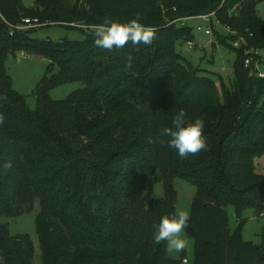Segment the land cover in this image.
<instances>
[{"label": "trees", "instance_id": "1", "mask_svg": "<svg viewBox=\"0 0 264 264\" xmlns=\"http://www.w3.org/2000/svg\"><path fill=\"white\" fill-rule=\"evenodd\" d=\"M24 1L0 0V97H7L0 102V218L14 220L25 205L39 203L43 264H178L166 241L154 242L153 226L175 213V181L183 180L196 188L188 225L195 264H264V233L261 245L245 242L227 213L232 206L237 215L264 214V176L255 170L264 155V78L251 74L264 50L261 0H36L30 8ZM137 13L155 31L151 45L129 42L111 52L95 46L91 25L106 16L127 22ZM211 14L232 34L217 35L236 54L228 82L180 51L195 37L190 21L178 20ZM26 19L44 26L18 29ZM52 27L79 31L83 39L37 37ZM11 55L58 69L38 84L34 111L13 89ZM249 57L254 62L246 68ZM75 82L84 88L67 99L49 96ZM181 108L189 122L205 121L207 149L187 158L166 142H148L172 126ZM160 182L161 199L154 194ZM0 228L6 236L0 264H34L30 238Z\"/></svg>", "mask_w": 264, "mask_h": 264}, {"label": "rangeland", "instance_id": "2", "mask_svg": "<svg viewBox=\"0 0 264 264\" xmlns=\"http://www.w3.org/2000/svg\"><path fill=\"white\" fill-rule=\"evenodd\" d=\"M36 0H25L24 5L30 8L34 5ZM258 13L262 20H264V0H261L258 5ZM190 24L193 27L194 33V49H188L185 45L180 47L182 55L195 67L214 72L220 75L226 82L233 78V66L236 61V54L228 48L217 43L218 34H226L227 38L232 34L222 28L216 21L215 17L209 20L198 18H191ZM197 27L203 29H212V36H206L204 31L199 32ZM40 40L51 39L54 42H59L63 39L67 40H82L83 36L79 31L69 30L62 27L45 28L39 31L38 36ZM236 41L232 42L233 47ZM215 44V47H214ZM236 48V47H235ZM239 46L237 49H241ZM261 57V63L256 62V68L264 72V50L258 51ZM7 74L13 81V89L20 95L26 98L28 107L34 111L37 107L36 89L38 84L44 77H50L56 74L58 69L49 68V63L41 58L28 57L25 55L9 56L6 63ZM84 88L80 82L66 84L58 88L52 89L49 96L55 101H63L71 94ZM255 170L259 175L264 176V155L255 160ZM175 188L178 195L176 212L179 210H187L190 215L193 209V203L196 196V188L183 180L175 181ZM154 194L157 198L164 197L163 184L157 183L154 187ZM264 204V197H263ZM40 211L39 203L37 202L28 213H24L14 220L0 218V225H8V233L11 237L27 236L35 248L34 264H43L41 259V248L39 238L36 231V219ZM229 226L233 231H240L242 239L245 242H251L257 245L263 243L264 233V214H259L254 209H247L242 212V215H237L234 207L227 208ZM185 231L181 233L182 238L186 239L188 246L182 252H169L168 256L178 261V264H195V244L196 239L190 236ZM187 260V263H182V258Z\"/></svg>", "mask_w": 264, "mask_h": 264}, {"label": "clouds", "instance_id": "3", "mask_svg": "<svg viewBox=\"0 0 264 264\" xmlns=\"http://www.w3.org/2000/svg\"><path fill=\"white\" fill-rule=\"evenodd\" d=\"M142 14L137 13L136 17L127 22L113 20L111 17H104L101 23L90 26V33L95 37L96 47L111 52L114 48H124L129 42L132 45H151L155 40V31L142 22ZM131 66V57L129 64ZM7 97H0L3 102ZM187 112L181 108L172 118V126L160 130L159 137H149L148 142L154 143L157 140L175 149L181 158L194 156L207 149L206 137L203 134L205 121L203 118H196L189 122ZM4 116L0 114V124H3ZM161 137H167L165 141ZM4 168H10L11 163L5 162ZM190 213L187 210H179L173 215H163L158 224L154 225L153 240L156 244L167 242L169 252H182L188 246L186 239L181 233L189 225Z\"/></svg>", "mask_w": 264, "mask_h": 264}, {"label": "built area", "instance_id": "4", "mask_svg": "<svg viewBox=\"0 0 264 264\" xmlns=\"http://www.w3.org/2000/svg\"><path fill=\"white\" fill-rule=\"evenodd\" d=\"M199 18H200V19H204V20H207V19L209 20L210 18H214V14H211V15H209V16H201V17H199ZM190 20H192V19H187V18H185V19H183V20H178V21H180L179 23H181V25H183V24H185V22L190 21ZM176 22H177V21H176ZM173 24H174V22H173ZM43 26H44V25H42L38 20H30V19H26V20L24 21L23 26L19 27L18 29L41 28V27H43ZM212 29H213V28L203 29L202 27H197V30H198L199 32L204 31V33H205L206 36H212V32H213ZM225 30H227V31L230 32V29H225ZM185 46L188 47V49H194V48H195L193 42H189V43H187ZM239 46H241V41H240V40H236V43H235L234 47L238 48ZM25 56H26V55H25ZM253 62H254V58H252V57L247 58V59L245 60V67H246V68H249ZM251 74H252V75H255V74H256V75H258L259 77L264 78V72L259 71V70L256 68L255 65H254V67H252ZM183 262H184V263H187V260L185 259Z\"/></svg>", "mask_w": 264, "mask_h": 264}, {"label": "water", "instance_id": "5", "mask_svg": "<svg viewBox=\"0 0 264 264\" xmlns=\"http://www.w3.org/2000/svg\"><path fill=\"white\" fill-rule=\"evenodd\" d=\"M30 210H31V205H25L23 207L24 213H28V212H30ZM187 232L190 236H192L194 234V230L191 228V226L187 227ZM5 238H6L5 234H4L3 230L0 228V241H3Z\"/></svg>", "mask_w": 264, "mask_h": 264}]
</instances>
